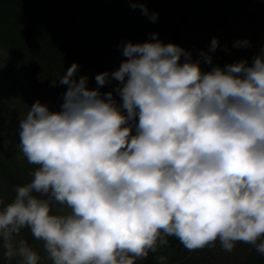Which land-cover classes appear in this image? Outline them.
<instances>
[{
	"label": "clouds",
	"instance_id": "clouds-1",
	"mask_svg": "<svg viewBox=\"0 0 264 264\" xmlns=\"http://www.w3.org/2000/svg\"><path fill=\"white\" fill-rule=\"evenodd\" d=\"M132 7L149 15L145 0ZM151 35L128 42L96 89L74 63L57 79L68 86L61 110L37 101L21 118L18 147L38 167L13 202L0 197V259L39 264L24 229L51 264H137L169 237L189 251L244 243L264 255V53L205 72Z\"/></svg>",
	"mask_w": 264,
	"mask_h": 264
},
{
	"label": "trees",
	"instance_id": "trees-1",
	"mask_svg": "<svg viewBox=\"0 0 264 264\" xmlns=\"http://www.w3.org/2000/svg\"><path fill=\"white\" fill-rule=\"evenodd\" d=\"M133 2L0 0V45L12 54L15 65L34 91L61 103L68 86L59 84L57 79L74 63L78 65L76 79L86 76L88 88L96 89L98 74L118 70L127 59L122 54L123 47L128 42H154L151 34H158V40L165 36L164 44L174 43L191 52L192 60H200L201 65L204 64L201 52L209 55L217 54L218 50L223 61L225 53L220 46L212 51L211 42L185 36L181 24L175 23L168 0H145L149 15L139 7L133 8ZM153 13H158L155 21L150 19ZM203 15L204 12L200 13ZM118 84L110 80L100 91L114 92ZM114 96L122 103L118 94ZM2 141L4 137H0V197L6 205L14 201L17 186L31 182L38 166L22 164L18 159L22 154L20 148L14 143L3 147ZM168 241L167 246L137 264H160L158 256L166 257V264H264V255L249 244L238 243L231 252L223 250L219 242L215 247L189 251L175 237H169Z\"/></svg>",
	"mask_w": 264,
	"mask_h": 264
},
{
	"label": "rangeland",
	"instance_id": "rangeland-1",
	"mask_svg": "<svg viewBox=\"0 0 264 264\" xmlns=\"http://www.w3.org/2000/svg\"><path fill=\"white\" fill-rule=\"evenodd\" d=\"M175 14V23L181 24L186 37L210 43L217 38L225 56L209 54L212 64L204 62L203 71H210L219 65L246 60L251 66L254 57L264 53V0H168ZM204 12L201 17L200 13ZM165 36L159 41L164 42ZM196 40V39H195ZM250 41V47H236L238 41ZM37 101L45 104L53 112L61 110L62 103L44 98L28 84L24 74L15 65L12 54L0 45V137L2 146L19 145V125L21 118ZM14 146V145H13ZM22 164H29L22 154L18 155ZM56 206L54 211L59 210ZM65 211H69L65 209ZM18 239H24L40 256L39 264H51L44 251L43 243L35 240L30 231L23 230ZM0 264H19V258L12 261L0 259Z\"/></svg>",
	"mask_w": 264,
	"mask_h": 264
}]
</instances>
